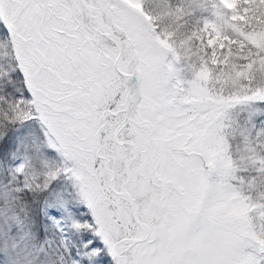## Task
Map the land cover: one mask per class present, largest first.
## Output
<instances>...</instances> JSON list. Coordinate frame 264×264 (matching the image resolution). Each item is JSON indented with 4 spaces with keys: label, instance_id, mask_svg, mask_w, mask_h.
<instances>
[{
    "label": "snow or ice",
    "instance_id": "obj_1",
    "mask_svg": "<svg viewBox=\"0 0 264 264\" xmlns=\"http://www.w3.org/2000/svg\"><path fill=\"white\" fill-rule=\"evenodd\" d=\"M0 264H264V0H0Z\"/></svg>",
    "mask_w": 264,
    "mask_h": 264
}]
</instances>
